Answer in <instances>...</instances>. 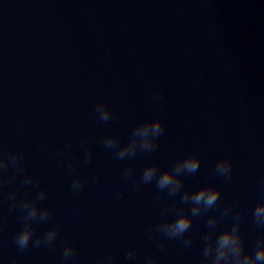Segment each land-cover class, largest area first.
<instances>
[{
    "label": "water",
    "instance_id": "obj_1",
    "mask_svg": "<svg viewBox=\"0 0 264 264\" xmlns=\"http://www.w3.org/2000/svg\"><path fill=\"white\" fill-rule=\"evenodd\" d=\"M101 101L114 115L106 123L94 112ZM154 119L165 125L155 152L119 161L104 148L105 136L127 143L138 123ZM0 147L23 152L25 174L36 181L24 186L17 176L3 193L46 190L39 203L54 215L35 225L33 239L60 229L51 248L19 252L20 211L0 193V264H62L64 239L76 250L68 264L107 255L143 264L149 254L156 264H200L207 216L237 200L245 250L253 251L260 230L251 213L264 202V0H0ZM187 155L201 164L184 187L219 188V207L193 218L190 248L171 240L159 250L148 232L162 219L155 183L134 185L146 165L170 169ZM225 157L227 182L212 172ZM68 161L85 181L78 194ZM129 164L134 173L125 179ZM231 224L223 218L217 231ZM130 248L134 261L126 259Z\"/></svg>",
    "mask_w": 264,
    "mask_h": 264
},
{
    "label": "clouds",
    "instance_id": "obj_2",
    "mask_svg": "<svg viewBox=\"0 0 264 264\" xmlns=\"http://www.w3.org/2000/svg\"><path fill=\"white\" fill-rule=\"evenodd\" d=\"M156 99L160 94H154ZM163 110V105L160 106ZM97 120L108 122L114 119L111 109L105 102H97L94 108ZM165 132V125L159 119L147 120L138 123L132 130L127 143L121 144L120 138L115 135L105 136L102 144L105 149L110 150L116 160H132L139 153L151 154L156 151L159 138ZM70 148V144L61 149V153ZM92 158V153L85 148L83 164L87 165ZM24 153L12 151L0 147V193H3L4 187L15 182L17 176H20V184L24 186H35L36 181L31 175L25 174L26 168L23 163ZM201 160L196 155H187L177 159L171 164L170 169L161 170L155 163L146 165L135 182V189L140 190L142 185H151L155 183L158 191L157 201L160 206L162 219L149 227V239L154 240L155 247L163 250L167 241L181 240L185 248H190L193 244L191 235H186L192 228L193 218H203L210 210L219 207L220 189L212 185L200 187L197 190L189 191L184 187V176H191L198 172ZM67 166L73 171L71 189L78 194L84 187L85 181L76 173V164L68 161ZM14 171L9 176V169ZM213 175L222 177L226 182L232 178V162L230 158H221L217 160L212 169ZM134 169L131 164L126 166L122 175L125 179L133 176ZM95 182V178L93 179ZM260 191L264 192V181L260 184ZM159 193L166 194L173 199L170 205L161 201ZM179 197L178 203L175 198ZM46 199V190L38 188L35 194L29 198L21 195L20 188L17 187L7 193H3V201H7L9 210L19 209L22 228L15 234L14 243L19 252H24L31 245L40 247L42 244L51 248L56 241L59 233V225H53L47 229L43 235H37L33 239L35 225L39 222L51 221L54 215L53 210L48 207H41L39 202ZM2 202V201H0ZM182 205H190L186 212ZM239 201L225 206L216 215L207 216L206 230L200 233L202 242V254L200 264H264V202L257 203L252 209V222L260 230L253 251L245 250L244 237L241 232V213L238 210ZM175 209L174 218L168 219L170 213ZM231 218L230 228L217 231L220 220ZM3 225L0 224V230ZM157 236L159 238H157ZM62 253V264H68L76 255V250L71 243L64 239ZM137 255L135 249H129L126 259L134 261ZM96 264H115V259L111 255L100 257ZM143 264H156L155 257L151 254L145 255Z\"/></svg>",
    "mask_w": 264,
    "mask_h": 264
}]
</instances>
